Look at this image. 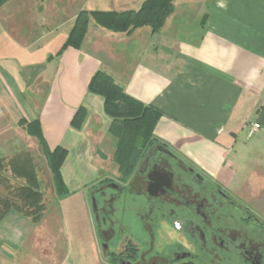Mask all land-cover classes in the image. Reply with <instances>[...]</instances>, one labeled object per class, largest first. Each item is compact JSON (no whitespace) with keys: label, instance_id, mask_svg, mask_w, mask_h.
<instances>
[{"label":"crops","instance_id":"obj_1","mask_svg":"<svg viewBox=\"0 0 264 264\" xmlns=\"http://www.w3.org/2000/svg\"><path fill=\"white\" fill-rule=\"evenodd\" d=\"M146 1L11 0L0 8V160L5 166L25 149L19 138L6 144L5 135L36 140L20 122L38 121L49 148L68 152L61 175L69 194L61 202L84 199L101 178L93 141L112 124L104 98L88 90L103 71L162 113L154 133L162 145L236 196L257 200L249 212L264 221V0H173L157 33H114L91 22L82 48L63 50L82 11H137ZM80 108L87 116L77 130L71 123ZM255 124L248 147L242 133ZM249 148L257 153L244 159ZM241 161L249 170L234 187ZM47 215L34 224L9 213L0 224V263L114 264L87 209L74 227L47 226Z\"/></svg>","mask_w":264,"mask_h":264},{"label":"flooded vegetation","instance_id":"obj_2","mask_svg":"<svg viewBox=\"0 0 264 264\" xmlns=\"http://www.w3.org/2000/svg\"><path fill=\"white\" fill-rule=\"evenodd\" d=\"M121 183L122 187L105 180L97 192V228L111 262L220 264L226 258V264H264V223L167 146L150 149ZM125 215L146 234L147 241H141L145 251L128 237L111 249L119 230L131 231L129 224L123 226ZM160 227L171 231L165 237L177 247L172 256L155 251Z\"/></svg>","mask_w":264,"mask_h":264},{"label":"trees","instance_id":"obj_3","mask_svg":"<svg viewBox=\"0 0 264 264\" xmlns=\"http://www.w3.org/2000/svg\"><path fill=\"white\" fill-rule=\"evenodd\" d=\"M9 1L11 0H0V8ZM173 12V0H148L137 11H82L75 21L63 50L69 47L78 50L82 48L91 21L114 33L131 34L145 27L157 33L164 27ZM88 90L105 100V114L112 121L108 134L116 141L113 162L118 167L120 180L126 182L147 152L157 145H162L154 134L162 113L155 107L143 104L129 96L113 77L103 71L95 74ZM86 116L87 111L80 108L71 123L72 127L81 130ZM20 125L24 126L27 134L34 137L42 147L56 193L62 200L69 194L61 175V168L68 152L63 148L53 151L49 148L38 121L33 123L21 121ZM0 186L5 188V197L0 195V223L11 212L30 217L35 224L40 221L44 209L41 205L42 194L39 191L40 182L37 172L29 154H18L5 166L0 160ZM17 201H21V204Z\"/></svg>","mask_w":264,"mask_h":264},{"label":"rangeland","instance_id":"obj_4","mask_svg":"<svg viewBox=\"0 0 264 264\" xmlns=\"http://www.w3.org/2000/svg\"><path fill=\"white\" fill-rule=\"evenodd\" d=\"M91 22H93V21H91ZM88 30H89V28H88ZM248 131H249V129H245L243 131L241 140L243 141V143L246 142L248 147H251V145H253V143L257 137L255 136L256 134H254V136L250 138L249 137L250 131L249 132ZM16 138H19V140L24 144L25 149H23V150L20 149L19 151L15 152V153H17V154L27 153L31 156L32 161H33V165H34L36 172H37L38 180L40 182L39 191L42 194L41 205L43 206L44 209H43V213H41L42 217H41L40 221L36 224H39L41 222V220L44 217V213L46 211L48 214L47 215L48 216L47 222L49 223V224L47 223V226L52 227L54 225H58V223H60L62 226L64 225V223L73 226L76 223V219H79L78 222H81L82 210L87 209L88 212L90 213L91 220L93 218V221H94L95 225L97 226L96 215H95L94 208H93V200L95 199L96 204H97V208H98V210H100L101 204H100L97 192H98L99 187L101 186V183H103V181L106 180V181L114 182L118 186H121V187L123 186V183H121V181H120L121 176L118 173V167L113 162V156H114L115 149H116L115 139H113L108 134V132H107L106 136H101L98 139H94L93 146H94V152H95V157H96L95 159H96V162L99 164L100 170H101V178H100L99 182H95V183L91 184L90 186H88V188L85 190V192L82 195V196H84V199L81 198L80 196H74V197L67 199L64 202H61L62 200L59 199V197L56 193V190H55L53 177H52L51 171L47 165V159L45 157V154L43 152L42 147L38 144V141L37 140L31 141L30 139L25 137V141H26L25 142L24 140H22L21 137L17 136L15 134V132H11L10 134L5 135V142H6V144H12L13 140ZM256 153L257 152H255V151L251 150V148H249V150H243V152H240V155H242V157L244 159L247 156H249V157L253 156V158H254ZM100 159H102L103 161ZM262 159L264 160V157ZM238 165H239V172L237 174V181H235L234 187H242V181L245 179V176L247 175L248 170H249V168L246 167V165L243 161H241ZM261 170L263 171L264 168H262ZM8 175H9V173H8ZM221 188L226 193H228L236 203L241 204L248 211L250 209H254V206L258 207L259 203L257 200H252V201L249 200L248 201V200L241 198L240 196H236L233 193L234 189H227V188H223V187H221ZM0 195L5 197V188H3L1 186H0ZM17 202L19 204H21V201H17ZM115 208H116V206H115ZM235 214H236L237 218H241V216H242V214H240L237 211H235ZM251 214L253 215V213H251ZM19 215L23 216L22 214H19ZM128 216H130V215H128ZM128 216L127 215L124 216L123 226H125L126 224H129L131 231L130 230H119V232L117 233L116 239L111 244V249L114 251V249H116L115 247L118 244V242L121 239L128 237L129 239L133 240V242L138 243L140 245V247L142 248V250L145 251L146 245L144 246L141 241H147V236L144 233H142V234H141V232L139 233L137 224L134 223L135 222L134 219L132 217L129 218ZM257 216L260 217L261 215H257ZM23 217H25V216H23ZM84 217H85V213H84ZM25 218L30 219L33 222L32 218H30V217H25ZM59 218H60V220H59ZM117 218H119V217L118 216L114 217V220H117ZM262 219H263V217L258 218V220L263 223L264 221ZM54 227H56V226H54ZM0 235L5 236V227L3 229L0 228ZM165 236H171V231L169 229H163L162 227H160V230L158 231V234L156 235L157 238L155 240V246H154L155 251L161 252V251L165 250V252H167V254L172 256V254L175 251H178L177 247H175V245L172 244V241L169 240ZM98 237H99V233H98ZM1 238H3V236H0V240H1ZM104 248H105V246L101 247V249H103V250H104ZM62 252H63V249H62ZM164 262H161V263L157 262L155 264H162ZM0 264H2V263H0ZM151 264H153V263H151ZM220 264H226V258H222V261Z\"/></svg>","mask_w":264,"mask_h":264},{"label":"built area","instance_id":"obj_5","mask_svg":"<svg viewBox=\"0 0 264 264\" xmlns=\"http://www.w3.org/2000/svg\"><path fill=\"white\" fill-rule=\"evenodd\" d=\"M260 129V125L259 124H255L252 129L249 132V137H253L255 133L258 132V130Z\"/></svg>","mask_w":264,"mask_h":264},{"label":"water","instance_id":"obj_6","mask_svg":"<svg viewBox=\"0 0 264 264\" xmlns=\"http://www.w3.org/2000/svg\"><path fill=\"white\" fill-rule=\"evenodd\" d=\"M93 208H94V212H97L98 211V208H97V204H96L95 199L93 200Z\"/></svg>","mask_w":264,"mask_h":264}]
</instances>
